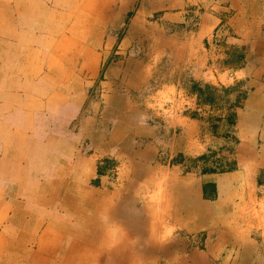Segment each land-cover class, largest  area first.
<instances>
[{
    "label": "crops",
    "instance_id": "obj_1",
    "mask_svg": "<svg viewBox=\"0 0 264 264\" xmlns=\"http://www.w3.org/2000/svg\"><path fill=\"white\" fill-rule=\"evenodd\" d=\"M179 1L180 10L167 11L165 17L170 22L186 20L182 29L174 28L166 37L159 29L158 34L152 31L149 40L128 39L116 45L119 57L104 69L100 83L103 108L98 113L97 103L88 99V90L113 42L90 37L97 20L94 1L87 8L85 0H0V240L18 245L20 239L24 248L35 250L45 225L56 222L62 232L59 255L88 243L85 237L89 235L97 243L107 239L109 244L113 238L104 227L112 220L110 212L106 219L94 209L106 205L111 206L110 211L119 208L112 192L104 189L107 176L97 171L105 158L123 155L120 137L124 135L118 138L109 133L110 123H114L112 129L139 127L142 159H151L158 151L170 157L177 153L198 156L209 148L219 149L227 145L219 134L222 127L235 138L236 169L202 171L196 186L185 175L168 179L171 197L184 206L185 216L175 220L184 231L204 229L206 218L229 219L213 212L202 215L196 209L199 205L207 208L201 195L220 199L215 206L221 209L230 207L237 193L243 202L246 196L257 199L254 189L261 188L257 179L264 172V0H187L192 8L187 17L181 10L185 0ZM112 14L110 10L108 21ZM223 16L227 20L221 24ZM134 17L129 29L137 37V24L144 28L145 23L139 14ZM223 25L241 31V36L230 42L244 43L248 49L243 63L228 64L227 68L222 64L227 58L222 46L227 33ZM81 31L88 35L81 38ZM141 31L148 35L146 28ZM138 44L146 51L139 52V58L128 56L126 50ZM193 84L212 85L218 91L223 85L231 92L210 104L201 102ZM122 85H126L123 91L118 88ZM135 86H139V125L129 119L134 112L129 107L138 102ZM86 100L90 114L83 109ZM211 115L216 117L212 130L206 122ZM84 133L89 135L86 147L81 141ZM218 175L227 184L223 185ZM251 177L254 189L247 184ZM93 179L101 186L91 185ZM224 189L227 197H222ZM177 213L171 212V216L177 219ZM93 214H99L97 221L102 224L91 233L87 222ZM102 216L104 221L99 220ZM78 223L85 227H74ZM215 225L218 235L225 237L223 234L232 231L233 238L242 242L235 248L239 256L264 240V226L247 231L234 220ZM2 245L0 251L5 252ZM14 253L2 254L7 258ZM207 262V253L194 248L178 264Z\"/></svg>",
    "mask_w": 264,
    "mask_h": 264
},
{
    "label": "rangeland",
    "instance_id": "obj_2",
    "mask_svg": "<svg viewBox=\"0 0 264 264\" xmlns=\"http://www.w3.org/2000/svg\"><path fill=\"white\" fill-rule=\"evenodd\" d=\"M93 1L95 3L97 20L96 27L92 32L93 34L90 33V37H94L97 42L104 43L105 41L108 42L109 39L113 42L110 54L104 60H101L99 64L100 66L97 69L95 83L88 90V99L97 103L96 108L99 113L103 108V98L101 96L103 91L100 83L105 78L104 69L106 65L119 57V53L115 52L118 50L116 45L121 41L123 43L128 39H131L132 41L139 39L144 41L149 40L151 39L152 31H155V34H158V32L161 31L166 37L168 34L173 33L174 28L182 29L181 27L186 24V20L183 19L177 22H170L165 17L167 11L180 10L178 8L180 3L179 0ZM169 2H171V6L168 5ZM85 4L87 8L91 7L92 0H85ZM109 9L113 14L108 21L107 15L110 11ZM191 9L190 3L185 0L184 6L181 8L184 17L191 14ZM135 14H139V19L142 23H145L144 28L147 29L148 35L141 31L144 28L139 24H137V37H135L136 34L134 36L131 35L133 34V31L131 32L129 27L131 19ZM226 17L227 16H223L221 24L225 23L227 20ZM234 17L235 16H232L233 24L236 23ZM156 27H158L157 30ZM224 29L227 31L224 36L226 42H223L222 46L224 47L223 53L226 54L227 58L224 59V63L222 62V64L227 68L226 66L228 64L239 65L243 63L245 61L244 58H246L248 53V49L244 43L238 45L237 42L235 44L230 42L235 38H238V36H241V31L237 30L233 32L231 28L225 27ZM80 34L81 38L88 35L87 31H85V33L84 31H81ZM142 51H146V47H139V44L136 47H130L126 50L127 55L133 58H139V52ZM225 75L226 73L224 76ZM130 78L133 79L134 77ZM131 79L129 81H131ZM208 86L210 88L207 91L205 85L201 87L205 89L206 94L211 96L212 100L208 102L210 104L218 100H224L227 92H231L230 87H224L223 85L221 86L222 88H218L219 91L216 90L217 88L215 86ZM125 87L126 85H122V87L119 86L118 88H121L123 91L125 90ZM134 88L136 93V98L134 99H138V102L129 107L130 111H134L133 116L129 117V119L135 121L134 123L139 125V86H135ZM241 94L242 93H240V95ZM203 97L204 95L201 98ZM88 108H90L89 101L86 100L85 106L83 107L86 113H89ZM192 116L195 115L193 114ZM215 119V115L206 118L208 124L207 127H211V130L212 123L215 124ZM113 124L114 123H110L107 130L109 133L112 132V135H116L118 138L121 136L120 134L124 135L120 137L124 144L123 155L117 158H105L103 162L104 164L101 165L99 163V166L97 167L98 173L107 176L104 189L112 192L113 202L119 204V208L115 206L116 208L114 209L117 214V216H115L116 218L107 222L108 224H104L105 227L103 226L105 232L107 231L113 239L109 240V244L107 239L102 243H97L95 239L93 240V236H86L85 238L88 239L89 242L83 243L78 248H74V255L69 257L67 264H109L108 257L111 259V264H178L180 258L184 259L187 257L190 250L194 248L201 249L207 253L208 264H264V240L252 244L253 247H251L250 252L245 256H239L235 254V248L241 246L242 242L239 244L237 239L233 238V232H226L223 234L225 237H222V235H218V232L216 233V230H214L216 227L215 223L221 225L222 221L228 220H234L235 222L240 223V227L243 229L245 228L247 231L250 227L263 228L264 172L260 174L261 179H257V187L260 188L261 185L260 189L255 190L253 186L250 185L254 184L253 177L247 181V184L250 185V189L251 186L252 189H254L255 193L253 195L256 196L257 199H250V196H246V202H243L239 200L240 195L237 193L234 200L231 201L230 207L224 206V208L221 209L215 206L220 204V199L208 198L205 195H201V200L206 198L205 202L207 208L199 205L200 209L199 207H196V209L200 210L199 212L202 215L213 212L216 216L227 217L229 219L206 218L205 221L208 225L204 223L207 227L205 226V228L200 231H184V229L179 227L180 225L178 221H180V217L183 218V216H185L184 206H178V202H174L173 196L171 197L172 193L168 191V179L174 175H185L184 177L188 180L190 179L193 186H196L201 181V172L204 168H211L214 169L216 173H221L238 167L236 163L237 144L235 143V138L230 137L231 134L229 132L226 133L224 127L220 129L222 131H219V134L227 145L224 144L219 149L211 148L212 151L209 148L210 151L208 150L204 153L208 155L206 161L201 163L202 159L198 158L200 155L188 156L187 154L177 153L176 155L168 157L160 151H158L157 154H155V157L153 156L151 159L139 158V127H136L135 124L130 128H125L124 126L119 125L116 129H112ZM79 130L80 131L78 132H81L82 128ZM215 130L216 129L214 128L213 131ZM88 136L87 133L83 134L81 141L84 147L90 143L88 141ZM221 177L222 176L218 175V180L221 181L223 185L227 184V181L222 180ZM90 184L93 186H101L100 182L96 179L91 180ZM120 194L124 195V199L119 198ZM228 194L229 193L224 189L222 197H227ZM222 201L226 202V199L222 198ZM212 206H214L213 210H211ZM110 208L111 206L109 205H106L103 208L96 207L94 212L98 211L99 214L101 213L105 215L106 219H109ZM174 211H178L177 219L171 216V212ZM232 216L239 217L240 219H231ZM97 220L94 221L95 226L90 223L91 226L88 228V231H91L92 227L95 228L91 233L99 230V224H102V222ZM99 220L104 221L105 219L102 216ZM211 222L213 224H211ZM228 223L231 224L233 222ZM74 227H80L82 229L85 227V224H74ZM131 227L133 229H131ZM253 231L252 238L256 233V230ZM17 241H19L18 245L16 244L17 246H23L20 243V239ZM2 243L6 254L9 253V251H13L11 248V240L2 241L1 239L0 244ZM58 244L52 249H55ZM111 250V256H108L110 255ZM5 252H2V250L0 251V261L2 263L6 262L5 259L7 261L15 259L18 264L21 263V258L17 255H11L7 258L3 257L2 253ZM43 253H45V251L39 253L40 257L44 255ZM52 257L55 262L59 261L58 259H55L54 256ZM93 261H95V263H93Z\"/></svg>",
    "mask_w": 264,
    "mask_h": 264
},
{
    "label": "bare ground",
    "instance_id": "obj_3",
    "mask_svg": "<svg viewBox=\"0 0 264 264\" xmlns=\"http://www.w3.org/2000/svg\"><path fill=\"white\" fill-rule=\"evenodd\" d=\"M110 216L112 219H114V216H116V210L111 209ZM90 217H91L90 223H92L95 226V222H94L95 220H93V219L97 220V216L93 214ZM51 222H53V221H51ZM90 223L87 222V224H90ZM100 225H101V223L99 224V226ZM58 228H60V226L58 227V223L53 222V224H51V226L49 223L46 224L45 227L43 228L42 234L39 237V241L37 242V244H35V247H36L35 250H32L33 248H31V250H29L27 248H24V246L19 247L16 244H14V242L11 240V248L13 249V251H15L14 254L19 256L21 258V262H23L24 264H58V263L59 264L60 263L61 264H67L69 257L70 256L72 257L74 255L73 249H69V250L65 249L64 254L62 253L63 256H62V254L59 255L60 244H58V243L60 241V238L62 237V232L60 231L61 229H58ZM94 229L95 228L92 227L91 231H94ZM131 229H133V228L131 227ZM72 232H73V230H72ZM73 241H74V239L71 242H73ZM57 244H58V246L55 249H52ZM64 246H65V243H64ZM44 251H45V253H43L44 255L40 257L39 253L44 252ZM52 256H54L55 259H58L60 262L59 261L55 262V260L53 259ZM95 260H96V258H95ZM14 263L18 264V262L15 259L6 261V264H14ZM23 263H20V264H23Z\"/></svg>",
    "mask_w": 264,
    "mask_h": 264
},
{
    "label": "trees",
    "instance_id": "obj_4",
    "mask_svg": "<svg viewBox=\"0 0 264 264\" xmlns=\"http://www.w3.org/2000/svg\"><path fill=\"white\" fill-rule=\"evenodd\" d=\"M205 88H206V91H207L210 87L208 85H205ZM192 89L197 93V95H198L199 99L201 100V102H207L208 103V102H210L212 100L211 96L206 94L205 93L206 92L205 89H203L200 85H198V84L194 85L193 84ZM203 95H204V97L201 98ZM241 95H243V94H241ZM207 156H208L207 154H202L198 158L206 159ZM208 170L214 171V169H211V168H204L203 172L208 171Z\"/></svg>",
    "mask_w": 264,
    "mask_h": 264
}]
</instances>
